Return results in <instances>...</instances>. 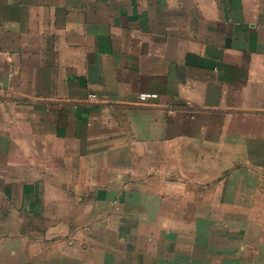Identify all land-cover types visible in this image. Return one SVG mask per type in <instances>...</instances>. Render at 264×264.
Instances as JSON below:
<instances>
[{"label": "crops", "instance_id": "obj_1", "mask_svg": "<svg viewBox=\"0 0 264 264\" xmlns=\"http://www.w3.org/2000/svg\"><path fill=\"white\" fill-rule=\"evenodd\" d=\"M47 252L264 264V0H0V264Z\"/></svg>", "mask_w": 264, "mask_h": 264}, {"label": "rangeland", "instance_id": "obj_2", "mask_svg": "<svg viewBox=\"0 0 264 264\" xmlns=\"http://www.w3.org/2000/svg\"><path fill=\"white\" fill-rule=\"evenodd\" d=\"M65 208H67V207H65ZM68 212H69V210H67ZM41 222V221H40ZM36 233V232H35ZM30 237H32V235L30 236ZM35 238H36V236H34V240L33 241H29V244H21V247H22V245L24 246V247H26L27 248V253H28V255L29 254H32L33 252H36V251H38V248L39 247H45V246H48V244H46V243H37L36 241H35ZM25 250V249H24ZM52 256H51V254H49L48 252L46 253V255L45 256H41V254H40V257H38L37 259H35L34 260V262L32 263V264H37V262H47V263H50L51 261H53V259L51 258Z\"/></svg>", "mask_w": 264, "mask_h": 264}, {"label": "built area", "instance_id": "obj_3", "mask_svg": "<svg viewBox=\"0 0 264 264\" xmlns=\"http://www.w3.org/2000/svg\"><path fill=\"white\" fill-rule=\"evenodd\" d=\"M157 97V93L156 92H141L138 95V101L139 103H146L151 99H155ZM87 100L89 102H96L98 100L96 94L94 93H89L87 95Z\"/></svg>", "mask_w": 264, "mask_h": 264}]
</instances>
